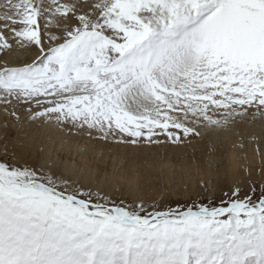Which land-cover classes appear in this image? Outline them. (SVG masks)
I'll use <instances>...</instances> for the list:
<instances>
[{
  "label": "snow or ice",
  "instance_id": "obj_1",
  "mask_svg": "<svg viewBox=\"0 0 264 264\" xmlns=\"http://www.w3.org/2000/svg\"><path fill=\"white\" fill-rule=\"evenodd\" d=\"M33 46L31 63L0 67V107L17 121L19 107L138 145L264 119V0H0V54ZM255 193L235 187L220 206L116 203L5 143L0 264H264V184Z\"/></svg>",
  "mask_w": 264,
  "mask_h": 264
},
{
  "label": "bare ground",
  "instance_id": "obj_2",
  "mask_svg": "<svg viewBox=\"0 0 264 264\" xmlns=\"http://www.w3.org/2000/svg\"><path fill=\"white\" fill-rule=\"evenodd\" d=\"M25 52L28 55L27 60L38 53L31 50ZM21 54L15 51L3 55L0 58V67L4 66V61H7L8 66L19 64L21 61L17 55ZM42 122H33L27 118L19 127L13 123L8 124L3 113H0V135L3 134V141L8 144L9 151L16 152L15 156L19 161L27 162L33 154L39 155L37 166L43 164L47 168L51 165L52 171L57 175L78 180L85 189L99 191L110 199L121 197L130 205L142 201L145 204L165 205L170 198H197L203 194L200 186L202 182L209 185L206 196L210 197L213 190H216V185L210 181L211 177L215 180L218 176L225 175L226 178L222 177L219 181H230L236 186L242 185L248 179H257L260 182L263 179L254 170L259 164H264V149L261 154L249 148L242 151L236 146V140L232 143L230 141L229 147L220 145L224 146L222 148L226 162L221 174L217 175L216 170L210 169L219 162L217 154L221 150L214 137L193 139L188 141L186 147L183 143L166 147V143L124 145L116 143L115 140L113 143H101L86 135H77L68 129L61 131L52 124ZM32 125L35 128L27 130ZM53 132L56 134H52ZM163 145L166 150L161 147ZM99 150L103 151L100 156ZM200 157L204 161H200Z\"/></svg>",
  "mask_w": 264,
  "mask_h": 264
},
{
  "label": "rangeland",
  "instance_id": "obj_3",
  "mask_svg": "<svg viewBox=\"0 0 264 264\" xmlns=\"http://www.w3.org/2000/svg\"><path fill=\"white\" fill-rule=\"evenodd\" d=\"M80 2L84 3L85 0H80ZM27 50H31L34 53L38 52V49H36L34 46L31 48H25V49L14 48L13 51L10 52V53H14L15 51H19L22 53L21 55H17L18 59H20L21 62L19 64L12 65L13 67L22 66L23 64L31 63L32 60L35 59L36 56L34 58H31L30 60H27L28 55L25 52ZM3 55L4 54H0V58ZM36 55H38V53ZM25 60H27V61H25ZM9 111H11V109H9ZM16 111H17V115L20 117L19 121H17L14 117H12L10 115H6L4 113L2 107H0V113H3V117L8 121V124L13 123L14 125L20 127L21 125L24 124L25 119H27L28 113L25 109L19 108V107H17ZM252 111H255V110L252 109ZM22 114H26V116H23ZM20 115H22V116H20ZM42 124H44V122H42ZM33 125L30 127H27V130H33L35 128V127H33ZM40 125L41 124H39V126ZM26 126H29V125L26 124ZM0 131H2V129H0ZM52 134H56V133L53 132ZM206 137H214L216 139L215 143H217V142L219 143L217 145V147L221 148V150L217 154L219 157V162L217 161L218 163H215L214 165H212L210 167V169L216 170L217 175L218 174L220 175L221 174L220 171L222 169H224L223 166L226 162L225 161L226 160L225 151H223V148H222L224 146H220V145L225 144L227 147H229V146H231L232 141L236 140L237 141L236 146L238 147V149L243 151V150L249 148L250 150L252 149V150L256 151L257 153L258 152L260 154L262 153V150L264 149V119H262L260 117H257L256 119L250 118L249 120L245 121L242 124H239L237 127L233 128L231 130L220 131V132H210L203 139H205ZM3 139H4V136L2 134V135H0V146H3L5 144V141H3ZM159 139L161 141H163L162 143H166L165 147L168 145H173V143L171 141H168L167 138L164 136L159 137ZM203 139H194V140H203ZM97 140H99V139H97ZM222 140H224V143ZM221 141H222V143H221ZM230 141H231V143H230ZM99 142H101V143L112 142L113 143V140H111V139L107 140V141L99 140ZM183 144H184V147H186L188 145V141H184ZM148 145H153V144H148ZM161 147L164 148V145ZM164 149L166 150V148H164ZM9 152H10V154H14V155L16 153L15 151H9ZM102 153H103V151L99 150V156L102 155ZM34 155H36V154H33V156H31L30 160H27V163L31 166H37V164H38L37 157H39V155H36V156H34ZM99 156H96V157L98 158ZM199 160L204 161V159L201 157ZM254 171L256 172L255 173L256 175L263 176L262 182H260L257 179H250V180L248 179V180H246L245 183H242V185L236 186L233 182H230V181L229 182H227L226 180H224L223 182L219 181V179H223L222 177H225V175L224 176H218L215 180L213 177H211L210 178L211 180L210 179L209 180L212 183H214V185H216V186H214V187H216V190H213L210 197L206 196L207 192L209 190V185L206 182L205 183L202 182L200 184L201 191L203 192V194L201 196H199L197 198L189 197L187 199L170 198L169 202L165 205H161V204L157 203V205L159 204L157 207L159 209H161V207H164V208L169 207V206L175 207L177 203H179L180 205L183 206L186 204H191L193 202V200L197 201L198 203H203V204H208L211 201V203L213 205L220 206L221 202L227 199V197L225 196V193H230L235 187H239L241 189V198H243L245 193H250V190H251V187L253 186V184L256 187V193H255V196L253 197L255 199L256 197L259 196L261 185L264 184V164L263 163L261 165L259 164L258 167H256ZM111 200L115 201L116 203H119L122 200V198L120 197V198L116 199V197H114V199H111ZM124 203L128 204V202H124ZM151 204H153V203H146V205H151ZM128 205H130V204H128ZM164 208H162V209H164ZM149 210L151 211L152 209L149 208Z\"/></svg>",
  "mask_w": 264,
  "mask_h": 264
}]
</instances>
